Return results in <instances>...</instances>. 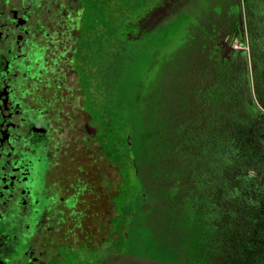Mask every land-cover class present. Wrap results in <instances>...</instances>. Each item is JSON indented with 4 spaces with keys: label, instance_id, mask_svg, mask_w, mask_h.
I'll list each match as a JSON object with an SVG mask.
<instances>
[{
    "label": "trees",
    "instance_id": "16d2710c",
    "mask_svg": "<svg viewBox=\"0 0 264 264\" xmlns=\"http://www.w3.org/2000/svg\"><path fill=\"white\" fill-rule=\"evenodd\" d=\"M237 1L242 52H227V32L216 37V26L192 14L161 51L199 39L197 75L175 103L177 116L148 131L142 151L130 159L134 168L141 163L154 186L150 197L158 204L162 233L159 244L139 257L155 264H264V0ZM187 2L189 12L216 13L210 5L201 10ZM225 16L215 17L217 23ZM153 65L146 73L150 82L160 73ZM126 133L120 142L129 148ZM141 192L132 195V210L120 213L115 250L127 262L129 217L147 198Z\"/></svg>",
    "mask_w": 264,
    "mask_h": 264
},
{
    "label": "flooded vegetation",
    "instance_id": "af4514ba",
    "mask_svg": "<svg viewBox=\"0 0 264 264\" xmlns=\"http://www.w3.org/2000/svg\"><path fill=\"white\" fill-rule=\"evenodd\" d=\"M121 1L0 0V264H33L40 254L36 245L45 243L42 237L51 229L68 225L69 211L82 218L84 185L78 178L52 175L75 133L83 140L99 137L95 118L100 116L89 110V100L99 97L104 80L102 24L121 15L115 11L110 19L106 9L120 7ZM125 1L128 10L136 4ZM235 1L236 11L223 23L237 33L243 16ZM170 4L182 10L181 0H162L149 13L157 19ZM129 23V30L115 33L112 55L147 49L146 69L154 49L147 33ZM137 25L145 26L143 19ZM226 51L233 52L227 46ZM119 188L120 182L114 189ZM122 191L120 205H129L132 195Z\"/></svg>",
    "mask_w": 264,
    "mask_h": 264
},
{
    "label": "rangeland",
    "instance_id": "374dc122",
    "mask_svg": "<svg viewBox=\"0 0 264 264\" xmlns=\"http://www.w3.org/2000/svg\"><path fill=\"white\" fill-rule=\"evenodd\" d=\"M134 2L136 4L129 10L125 0L121 1L118 8H107L106 16L110 19H113L115 11L119 10L121 15L114 21L105 18L102 24L106 37L104 80L98 87L99 97L95 95L89 100V110L100 116L98 121L95 118V125L100 128L99 137L97 139L91 136L88 140H83L75 137V133L62 157L61 168H56L52 175L57 179L67 177L70 181L78 178L84 185L83 189L86 188V191L83 192L82 218L80 215H73L74 211L73 214L69 211L68 225L51 229L50 233L42 237L45 243L36 245L40 254L32 261L33 264H87L95 258L100 259L102 264H155L143 256L139 257V251L147 253L148 246L152 248L159 244L162 233L156 213L158 204L150 197L154 186L141 163L134 168L130 159L142 151L148 131L161 129L169 118L175 117V114L177 116L175 103L183 100L181 91L191 85L190 82L197 75L195 51L199 39L185 47L177 44L178 47L173 52L166 50L162 54L159 49L162 46L168 49L170 40L183 29L184 21L189 20L183 1L181 0L180 4V0H176L182 7L181 11L176 12L170 4L167 13L157 19L149 12H152L153 5L160 4L162 0ZM187 3L201 10L209 7L208 5L215 7L216 13L213 17L200 11L195 12L197 15L191 13L199 18L201 23L216 26V37L219 31L227 32L221 37H226L225 40L233 52L244 50L241 38L236 36L237 33L229 31V25L225 23L218 24L215 18L225 16L229 12L233 14L236 11L235 0H201L200 4L188 0ZM142 19L145 26L140 27L137 24ZM129 22H132L137 32L147 33L148 46L154 49L153 66L157 67L160 73L158 77L154 76L151 82L146 80V73L151 65L146 69L142 66L148 58L144 56L147 49L137 54L121 49V54L112 55L115 33L122 31ZM94 90L95 87L91 89V95ZM122 132L129 133L124 135V139L131 140L129 148L121 145ZM53 157L58 160L61 158L55 155ZM119 182L122 190L127 188L131 195L142 193L143 188L147 196L146 199L138 201L137 208L129 217L130 225L127 230L130 245L124 249V253L130 258L128 262L127 257L119 256L115 250L116 244L121 242L123 215L120 213L132 210L126 203L120 205L119 199L123 191L120 188L114 189ZM56 214L55 222L58 223V210ZM150 254L148 256L151 258Z\"/></svg>",
    "mask_w": 264,
    "mask_h": 264
},
{
    "label": "water",
    "instance_id": "95a60500",
    "mask_svg": "<svg viewBox=\"0 0 264 264\" xmlns=\"http://www.w3.org/2000/svg\"><path fill=\"white\" fill-rule=\"evenodd\" d=\"M227 50H232V48L230 46H227ZM90 264H100L99 260L98 259H93Z\"/></svg>",
    "mask_w": 264,
    "mask_h": 264
}]
</instances>
